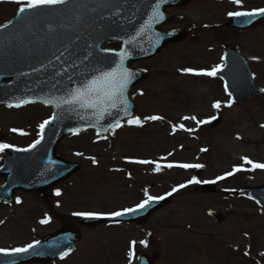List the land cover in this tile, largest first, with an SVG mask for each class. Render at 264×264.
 I'll return each instance as SVG.
<instances>
[{"label": "rangeland", "instance_id": "obj_1", "mask_svg": "<svg viewBox=\"0 0 264 264\" xmlns=\"http://www.w3.org/2000/svg\"><path fill=\"white\" fill-rule=\"evenodd\" d=\"M192 2L173 13L172 28L186 30L185 41L165 47L154 61L145 64L149 76L134 90L141 125L126 122L114 130L109 141L88 132L62 141L56 154L77 163L80 170L42 196L20 193V203L0 206L1 245L24 247L64 225H77L83 216L73 215L75 212L107 214L134 207L146 198L145 191L165 196L195 176L196 168L176 165L200 164L208 167L202 176H195L200 181L216 180L234 167L242 170L216 181L213 194L202 193V183L179 189L171 203L154 214L144 228H80L76 250L55 264H129L130 250L134 253L131 264L141 253L154 252L160 255L156 264H264V208L225 194L226 190L264 184V169L248 170L251 165L241 159L264 163V97L242 106L232 101L227 106L230 99L220 80L180 71L222 65L223 47L234 45L252 69L257 86L263 89L264 28L237 32L226 30L222 24L229 12L264 7V0H241L240 5L233 0ZM18 7L13 0H0V24ZM216 102L221 105L219 109L213 108ZM153 115L162 119H145ZM193 116L196 120L183 119ZM212 116L222 117L217 129L197 124ZM49 117L50 110L38 105L0 108V143L28 147L39 137V125ZM5 150L0 152V159ZM139 160L152 163L135 162ZM168 164L174 166L168 168ZM57 189L59 196L54 194ZM207 210L220 212L225 222L214 223L206 216ZM46 217L49 222L41 224ZM142 240L147 241L146 246Z\"/></svg>", "mask_w": 264, "mask_h": 264}, {"label": "water", "instance_id": "obj_2", "mask_svg": "<svg viewBox=\"0 0 264 264\" xmlns=\"http://www.w3.org/2000/svg\"><path fill=\"white\" fill-rule=\"evenodd\" d=\"M156 2L157 0H67L63 5L38 9L34 13H24L22 16L16 13L10 22L0 27V106L9 107V104L14 105L20 99H27L31 103L50 107L52 115L59 113L45 127L43 139L35 148L29 151L8 150L11 156L2 160L0 168V176L5 178L4 185L0 187V202L13 204L16 190L45 192L78 171L77 165L65 163L54 155L57 144L68 134L74 133L72 130L80 132L93 129L98 135L109 138L112 130L109 125L115 119L119 118L122 123L130 118L124 116L123 112L116 116L118 110H113V116L97 121L91 110L77 106L76 111H68L65 110L67 106L57 109L46 103L53 97L64 95L67 87H75L79 81L90 78L94 69L114 66L111 65V60L116 58L101 51L110 42L121 43L131 53L124 66L135 75L127 86L125 98L128 112L131 117H136V106L130 93L136 83L146 77V73L132 70V62L153 58L167 42L183 38L181 32L166 33L159 28L171 22L166 9L184 5L185 0H166L161 3L159 11L163 14V19L138 34ZM254 18L257 16L252 17L249 23L245 17H234L226 26L249 28L258 20ZM124 40H131L132 43L124 45ZM106 56L108 60L104 61ZM224 59L226 65L217 75L225 81V88L234 101L242 104L254 96L264 94L255 87L249 68L238 57L234 48L226 49ZM69 75L76 83L69 84ZM219 122L214 120L212 126L217 127ZM205 170L204 166L198 168L196 175H202ZM212 187L213 184L208 183L203 184L201 189L204 193H211ZM228 194L238 195L264 206V186L229 191ZM171 198L172 196H167L164 200L152 202L144 210L134 214L112 218H82L80 224L90 228L107 222L143 226L152 214L167 206ZM207 214L217 223L224 222L222 215L215 211H208ZM78 241V232L72 227H65L39 241L27 253H1L0 264H51L60 258L62 252L72 251ZM157 257L141 255L137 264H154Z\"/></svg>", "mask_w": 264, "mask_h": 264}, {"label": "snow or ice", "instance_id": "obj_3", "mask_svg": "<svg viewBox=\"0 0 264 264\" xmlns=\"http://www.w3.org/2000/svg\"><path fill=\"white\" fill-rule=\"evenodd\" d=\"M14 3H16L18 7L17 15L22 16L24 13H34L38 9L43 8H49L54 7L57 5H63L67 3V0H13ZM166 2V0H157V2L152 6V12L148 16V19L144 21L143 25H141L139 32H143L145 29H150L151 26L156 23L159 20L163 19V14L159 11L160 4ZM233 2L237 5L241 4V0H233ZM228 15L230 17H245L247 18L248 22H251V18L255 16H264V8H258L253 9L251 11H233L229 12ZM157 38H159V34H157ZM131 40H124L123 44L128 45L131 44ZM103 53L111 54L116 59L111 60V65L114 66H106L102 68H96L94 69V74L90 75V78H85L81 81H79L78 85L75 87H67L65 90V94L61 95L59 97H53L46 101L48 104H52L54 108L57 109H64L65 106L67 108L65 110L68 111H76L77 106L80 109H86L91 110L92 115L95 117L97 121L103 120L106 116H113L114 112L113 110H118L115 115L119 116V112H123L124 116L130 117L127 119V123L129 125H141V119L139 117H131L130 113L128 112V104L125 98V91L127 89V86L131 82V80L134 77V73L129 71L124 65L125 60L129 58L130 51L125 48L121 47L119 51H116L114 49H101ZM91 55V53H89ZM87 59V57H85ZM223 59V58H221ZM108 57L106 56L104 58V61H107ZM102 61V62H104ZM75 67V65L73 66ZM221 70V65H216L212 67L211 69H200L195 70L192 68H183L180 71L183 73H189L193 75H204L208 77H214L216 76L217 72ZM35 71V69H34ZM67 71V70H65ZM69 84L76 83V81L73 80V77L69 75L68 77ZM227 91V88L225 89ZM262 92H264V89H261ZM142 94V93H141ZM32 101L27 99H20L18 100L14 105L9 104V107H21L22 105L26 103H31ZM232 101L229 100L227 106H231ZM122 106V107H121ZM220 103L216 102L213 104V108L219 109ZM59 113H54L49 119L44 120L40 125V138L35 140L31 145L28 146V148L20 149V148H14L13 145L10 144H3L0 143V152H3L5 149L13 148L15 151H29L32 148H35L38 144H40L41 140L43 139V132L47 125H49L53 120L57 118ZM83 118V117H82ZM147 120H159L162 119L160 116H148L145 117ZM183 119H192L196 120V117H183ZM216 116H212L207 120H198L197 124H207L211 120H216ZM121 120L119 118L115 119L112 124L109 125L110 129H116L121 127ZM180 128H183V125L179 126ZM264 127V125H262ZM188 131H193V129H187ZM12 131H17L16 129H12ZM74 133L77 130H72ZM201 151H206V149H201ZM245 164L251 165V169H264V163H254L252 160L248 159L247 157L241 158ZM93 163H96L95 159L92 161ZM136 163L141 164H147L152 163L151 161L146 160H139L135 161ZM168 168H172L174 165L168 164L166 165ZM178 167L188 169V168H200L202 165L200 164H179L176 165ZM160 170V165L157 164L156 171ZM241 167H234L232 171L227 172L224 174V176H217L216 180L213 181H200L195 176L192 177V179L187 181V184H180L176 187H173L172 190L165 194V196H152L149 195L147 191H145V199H143L141 202L136 204L134 207L130 208H124L119 211H112L110 213L104 214V213H95V212H75L73 215L75 216H83L85 218H99L102 215H108L110 217H121L128 214H134L138 211L144 210L147 206H149L152 202L155 201H161L166 198V196H171L174 192H177L179 189L185 188L188 184H199V183H215L218 180H223L226 177L232 176L235 172L241 171ZM56 196H59L60 190L57 189L54 193ZM17 203H20L19 199L16 201ZM259 202V201H258ZM48 218L41 220V224L48 223ZM0 223H3V221H0ZM39 241H34L33 243L27 244L24 247H18V248H12L10 250L8 249H0V253H3L5 255H12V254H22L29 252L30 249L34 248L36 245H38ZM135 241H132L131 244L134 246ZM141 244L147 245V241H140ZM68 255V252H62L60 254V258L63 259L65 256ZM133 251L130 250L128 253L129 257V264H131L132 258H133ZM247 255V253H245Z\"/></svg>", "mask_w": 264, "mask_h": 264}, {"label": "flooded vegetation", "instance_id": "obj_4", "mask_svg": "<svg viewBox=\"0 0 264 264\" xmlns=\"http://www.w3.org/2000/svg\"><path fill=\"white\" fill-rule=\"evenodd\" d=\"M191 3H192V0H191ZM202 3H204V2H202ZM180 9H184V8H180ZM173 10H176V9H173ZM173 10L170 9L169 11L173 12ZM165 29H168V28H165ZM145 63H148V62L137 63V64H135V66H143V64H145ZM0 249H8V250H10L8 247H5V244H3V243H2V245L0 244Z\"/></svg>", "mask_w": 264, "mask_h": 264}]
</instances>
